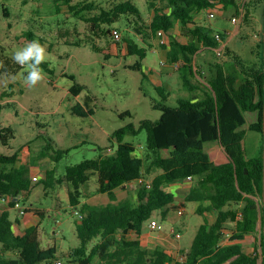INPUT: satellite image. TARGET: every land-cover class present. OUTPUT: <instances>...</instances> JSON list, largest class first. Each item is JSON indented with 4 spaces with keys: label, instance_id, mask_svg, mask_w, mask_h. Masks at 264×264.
I'll use <instances>...</instances> for the list:
<instances>
[{
    "label": "trees",
    "instance_id": "16d2710c",
    "mask_svg": "<svg viewBox=\"0 0 264 264\" xmlns=\"http://www.w3.org/2000/svg\"><path fill=\"white\" fill-rule=\"evenodd\" d=\"M149 1L154 14L147 23L132 0H121L109 10L103 8L100 14L93 17H87L86 13L96 8L94 0H55L56 6L67 4L73 16L91 21L92 29L97 33L105 30L103 23L109 24L107 34L112 35L113 29L122 31L121 27L110 25L122 18L129 20L130 25V15H133L139 20L135 29L142 34L148 47H154L152 41L160 32L169 36V40L164 39L161 46L168 49L167 57L171 62L179 63L176 69L182 75L184 87L191 93L179 98L177 105L163 104L158 120L141 121L140 129L147 133L148 150L145 156L138 154L133 142L124 140L128 132L137 133L131 123L113 133L119 141L114 152L109 147L112 152L68 167L66 181L71 185L69 195L72 206L82 202L81 185L92 176H97L99 180L96 191L109 196L104 203L83 204V217L77 221L80 245L70 251L76 257L73 261L78 264H264L263 34L259 44L261 59L253 66H240V56L226 47L227 54L235 60L236 69L228 71L224 62L215 59L200 63L202 71L198 72L196 59L199 53L210 48L220 55L217 48L226 39V33L198 22L196 15L203 9L215 8L232 11L235 16L240 12L239 1L167 0L165 6L157 5L158 0ZM246 6L245 16L249 21L252 6L264 9V0H248ZM4 13L9 15L7 7H4ZM178 21L182 25V35L187 37L185 41L175 33ZM24 33L35 40L33 29ZM218 33L221 39L217 37ZM122 38L127 44V54H138L140 57L132 67L142 69L147 47L140 46L134 38L124 34ZM40 43L44 45L42 39ZM0 64L4 65L0 74L16 73L21 68L7 54L2 43ZM42 66L48 68L49 62ZM70 76L75 79L74 75ZM203 79H207V83ZM83 88L84 85L75 83L70 90L79 95ZM157 90L164 100L168 99L163 87L157 86ZM154 106L160 107L158 104ZM3 107L4 104L0 103V112ZM73 112L84 117L94 114L95 109L79 102L73 106ZM249 113H256V120L251 123H248ZM125 114L129 112L121 115ZM246 124L248 128L244 127ZM249 129L262 134L260 152L250 157L244 145ZM13 136V128L4 126L0 120V143L8 145ZM214 141L224 148L225 160L218 161L207 149V143ZM30 150V144L25 143L13 154L0 152V194L7 197V207H15L33 188L34 180L28 168L23 164L16 165L20 153L27 155ZM8 165L13 166L8 169ZM140 179L144 182L131 197H118L119 188ZM186 179L192 180L187 193L167 188L168 184ZM179 197L185 201H198L201 213L211 211L215 215L214 221L206 218L200 224L192 244L182 250L183 259H176L161 244L148 248L142 239L145 222L150 221L156 211H161L162 220H168L178 206L176 200ZM33 208L27 207L25 211L44 217V209ZM14 227L10 210L5 208L0 214V264H47L49 260L59 258L56 244L42 245L38 224L27 227L22 233L16 232ZM131 231H135L137 236L129 238ZM254 233L259 234V243L252 251H247L243 240ZM226 234H230L228 242L224 240Z\"/></svg>",
    "mask_w": 264,
    "mask_h": 264
},
{
    "label": "rangeland",
    "instance_id": "374dc122",
    "mask_svg": "<svg viewBox=\"0 0 264 264\" xmlns=\"http://www.w3.org/2000/svg\"><path fill=\"white\" fill-rule=\"evenodd\" d=\"M94 1L96 8L87 12V17L100 14L103 8L109 10L121 0ZM132 1L138 5L145 22L149 23L154 14L150 1ZM157 5L165 6L167 0H158ZM57 6L55 0H0V43L6 47L7 54L12 56L14 50L33 41L24 33L33 29L36 34L34 39L39 42L43 40L46 61L49 62L48 68L41 65L45 73L44 79L33 88L24 82L26 73L23 68L16 73L0 74V103L4 104L0 120L4 126H11L14 130V136L8 145L0 143V152L13 154L25 143L30 144V153H20L16 162L17 166L25 165L34 180L33 188L30 194L23 198V203L26 207L45 210L44 217L39 215L42 245L48 247L56 244L58 256L63 264H78L73 261L76 257L70 251L80 245L77 221L83 204L88 202V199L95 203H104L109 200V196L107 193L96 191L99 180L97 176H92L88 182L81 185L82 202L76 207L72 206L69 195L71 185L66 181L68 167L86 159L97 158L102 153L112 152L109 147L114 152L119 141L113 133L131 123L135 125L137 133L128 132L124 140L133 142L138 148V154L145 156L148 150L147 133L140 129L141 121L158 120L163 104L177 105L179 98L187 97L191 93L184 87L178 69H174L171 77L165 74L166 70L173 69L172 62L162 51L147 46L141 37L142 34L135 29L139 21L135 16L130 15V25L129 20L122 18L110 26L121 27L122 35L132 37L140 46L147 47L142 69L132 67L140 57L138 54H127L126 41L123 38L116 40L110 33H106L109 24L103 23L105 30L97 33L92 29L91 21L73 16L67 4ZM4 7L8 9V16L4 13ZM263 12V7L258 9L252 6L249 21L245 12L239 22L232 21L235 14L232 11H225V16L221 17H210L207 9L198 13L196 16H202V23L225 32L227 41V46L223 47L220 55L210 48L199 53L196 59L198 72L202 71L200 63L215 59L224 62L228 71L236 69L235 60L227 54L226 47L240 56V66L247 67L258 63L261 59L259 44L264 31ZM256 16L261 19L257 20ZM259 30L262 32L257 36ZM182 31L181 22L178 21L175 33L183 37ZM162 39L167 41L169 36L158 34L152 42L161 50H167L161 46ZM70 75H74L75 79ZM203 82L207 83V79H203ZM75 83L84 85L79 95H74L70 90ZM157 86L165 89L167 100L162 98ZM79 102L94 108L95 113L84 117L75 114L73 106ZM155 104L160 107L156 108ZM123 112L129 114L123 116ZM254 120L256 113H249L248 123ZM244 127L248 128V124ZM261 144L262 134L249 129L244 139L248 157L257 155ZM207 149L218 161L226 159L224 148L218 141L207 143ZM12 166L8 165L7 168ZM140 183L134 181L128 183L125 188H119V197H131ZM189 183L190 181L181 180L168 184L167 188L187 192ZM177 205L169 220L161 219V211H156L153 218L161 220L167 229L180 232V238L174 236L171 231L169 235L167 232L151 231L148 227L149 220L144 224L142 235L145 246L153 248L156 244H161L168 248L176 259L183 255L184 248L192 244L200 224L206 218L209 221L215 219L211 211L204 214L198 210V201H185L180 197ZM179 208H183L184 213L175 215ZM18 214V208L13 207L11 216L15 218ZM21 217L26 219L30 218V215ZM258 235H247L243 240L245 250L254 249L259 243ZM136 236L135 231L128 234L129 238ZM48 240L51 242L48 243ZM224 240L228 242L230 234H226ZM95 259L98 260V257Z\"/></svg>",
    "mask_w": 264,
    "mask_h": 264
},
{
    "label": "clouds",
    "instance_id": "9594fccd",
    "mask_svg": "<svg viewBox=\"0 0 264 264\" xmlns=\"http://www.w3.org/2000/svg\"><path fill=\"white\" fill-rule=\"evenodd\" d=\"M46 56L45 47L37 40L14 50L11 59L24 69V82L28 87L33 88L44 79L45 73L41 65L46 62ZM2 67L4 65L0 64V68Z\"/></svg>",
    "mask_w": 264,
    "mask_h": 264
},
{
    "label": "crops",
    "instance_id": "0c3cea01",
    "mask_svg": "<svg viewBox=\"0 0 264 264\" xmlns=\"http://www.w3.org/2000/svg\"><path fill=\"white\" fill-rule=\"evenodd\" d=\"M259 7H261V6H258V9H259ZM210 10H213V8H209V9H207V11H210ZM214 11H215V16L217 17V16H219V17H221V16H225V11L227 12V10H225V9H215L214 8ZM229 12V11H228ZM259 12V11H258ZM258 12H256L257 13V15H259V13ZM202 17V16H201ZM200 16L198 17V16H196V19H197V21L198 22H200V23H202V18H201ZM233 17V16H232ZM257 20H259V19H261L259 16H256L255 17ZM242 20V19H241ZM233 21V20H232ZM234 22V21H233ZM258 23H259V21H258ZM259 27V26H258ZM261 32H262V30H259L258 32H257V36H259V35H261ZM179 37V36H178ZM181 40H187V37L186 36H184L183 35V37H179ZM227 45V41L226 40H223L222 41V44H221V46L222 47H225ZM153 48H155V49H158V50H160V51H162L163 53H164V55L166 56L168 53L166 52V51H168V49L167 50H161L158 46H155L154 45V47ZM172 65H173V69H170V70H166V72H165V74L168 76V77H171L172 75H173V71H174V69H176V67H175V65H174V63L172 62ZM164 74V75H165ZM161 75H162V73H161ZM186 181H190V187H191V185H192V180L191 179H186ZM190 189V188H189ZM170 190V189H169ZM173 191V190H172ZM189 191V190H188ZM187 191V192H188ZM187 192H185V193H187ZM120 196V193L118 192V197ZM26 198V197H25ZM120 198V197H119ZM180 198V197H179ZM179 198H177V200L176 201H178L177 203H179ZM21 202V206L22 207H24V208H27L26 207V205H24V203H23V200H21L20 201ZM88 202H90V203H95V201H91V200H89L88 199ZM181 202V201H180ZM56 204V203H55ZM16 207V206H15ZM5 208H8L9 210H10V216H11V210H12V208L13 207H7V203L6 202H2L1 200H0V214H1V212L5 209ZM17 208V207H16ZM18 211L20 212V209L18 208ZM175 211V210H174ZM30 215V218L29 217H27L26 219L25 218H22L21 217V215ZM175 215H178V210H176V213H175ZM11 218H12V220L13 221H15V231L16 232H19V233H22L27 227H29V226H31V225H34V224H38L39 225V228H40V224H41V217L38 215V214H36V213H34L33 211H29V212H25L24 214H22L21 212H20V214H18L15 218H13L12 216H11ZM169 220V219H168ZM171 229L169 228L167 231H165L164 233H166L167 235H169L170 234V231ZM40 237H41V240H42V232H41V228H40ZM165 237H167V236H165ZM143 239V238H142ZM49 241V240H48ZM51 241H49L48 243H50ZM168 251H169V249H168ZM171 252V251H170Z\"/></svg>",
    "mask_w": 264,
    "mask_h": 264
},
{
    "label": "built area",
    "instance_id": "2783aa9c",
    "mask_svg": "<svg viewBox=\"0 0 264 264\" xmlns=\"http://www.w3.org/2000/svg\"><path fill=\"white\" fill-rule=\"evenodd\" d=\"M238 1H239V10H240V12H239L238 15H235V16L232 17V20L234 22H239L240 19H242V17L244 16V14H245V12L247 10V7H246L247 0H238ZM208 14H209L210 17H214L216 15L214 9L208 11ZM160 34H161V32H160ZM112 36H113L114 39L120 40L122 38V33H121V31L119 29H113ZM217 37L219 39H221V36H220L219 33L217 34ZM161 42H165V40L163 39ZM222 49H223L222 46L217 48L218 54H222ZM174 65L177 68L179 66V63H174ZM139 182L142 183V182H144V180L140 179ZM148 184H149V182H148ZM0 200L2 202H7L8 201L7 197L6 196H2L1 194H0ZM15 206L20 209V212L22 214H24L26 212L25 208L21 206V202L20 201H18ZM183 213H184V209L183 208H179L178 209V215H182ZM79 217H81V218L83 217V213L82 212L79 213ZM148 227L150 228L151 231L160 232V233L161 232H165V231L168 230L165 227V225L161 222V220L156 219V218H152L149 221V226ZM170 231L177 238H180L182 236V234L180 232H177L174 229H171ZM178 259H183V256H180ZM63 263L64 262L60 258H54V259H51V260H49L47 262V264H63Z\"/></svg>",
    "mask_w": 264,
    "mask_h": 264
},
{
    "label": "water",
    "instance_id": "95a60500",
    "mask_svg": "<svg viewBox=\"0 0 264 264\" xmlns=\"http://www.w3.org/2000/svg\"><path fill=\"white\" fill-rule=\"evenodd\" d=\"M263 41H264V31H263ZM263 135H264V110H263ZM262 198L264 202V147H263V189H262Z\"/></svg>",
    "mask_w": 264,
    "mask_h": 264
}]
</instances>
